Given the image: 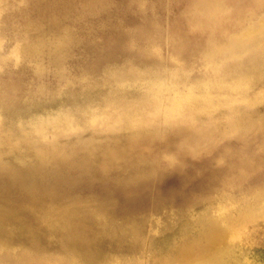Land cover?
Instances as JSON below:
<instances>
[{"label": "rangeland", "instance_id": "rangeland-1", "mask_svg": "<svg viewBox=\"0 0 264 264\" xmlns=\"http://www.w3.org/2000/svg\"><path fill=\"white\" fill-rule=\"evenodd\" d=\"M36 1L38 0H29L27 4L30 5L28 9L35 10L31 17L28 18L30 19L28 21L34 22L38 19H43V22L47 23L48 21L56 20L55 24L60 31L65 30L67 27H72L71 22L73 20L76 21L74 22L76 26L85 27L78 35H73L69 41L59 43L58 48L53 46L52 49L47 51L49 53L45 52L41 59L38 58L39 61L31 59L27 62L32 65L26 63L20 68L13 65L10 68V73L9 69L0 71V76L6 75L5 79L7 76L14 78L8 86L3 87L0 85L1 104L6 105V107H15L32 98L41 97L29 108L20 107L13 110L0 108L3 130H12L16 134H18V131H16L18 126L27 131L33 119L58 115L74 104L86 106L92 112H99V110L104 108L108 100H120L121 98L131 100L140 96L142 92L144 93V89L139 85L128 86L118 90L104 81L123 67H128L127 65L132 62L139 64V61H135V59L138 60V55L135 57L134 55H122L110 59L96 58L98 53L105 54L106 52L108 53L106 56L111 53V50L101 51L94 45L100 42L103 36L109 38L110 29H113L121 20L123 23L120 24L119 30L125 32V28L128 27H133L135 30L143 28L145 25L144 18L146 17V21L150 26L146 28L148 31L145 39H151L153 42L159 43L161 47H168L171 52L184 57L183 60L192 67V77H197L203 76L202 74L205 72L200 61V54L204 52L206 47L214 43L224 42L243 33L253 25L254 21L259 18L262 19L264 16V0H252L250 3L242 0L239 8L233 11L224 10L221 12L222 14L218 15L221 18L226 14L230 15L231 21L229 23H223V25L207 29L199 28L195 24L184 21L185 18L180 10L182 4L170 0L169 2H163L162 12L158 13V15L148 5L146 11L137 12L138 18L132 13L125 16L127 14H124L127 11L126 5L123 6V3H120L118 5L120 7H117V9L124 11V15L122 12H117L108 15L104 19H99L96 17H99L100 14L94 13L91 15L93 18L86 20V22H79V15L74 17L72 14V6H85L90 0H69V5L65 4L62 8L63 10L61 9L63 13L60 12L59 15L52 13L51 8H46L45 5H40ZM190 1L188 0L189 3ZM233 1L237 0H224L226 3ZM120 2H124V0ZM113 22L116 24L114 25ZM92 28L93 32H91ZM97 32H101V35L100 33L98 35L95 34ZM55 38L58 39L57 37ZM180 39L185 41L182 44H186V46L182 44V46L175 45V42ZM36 69L44 73L41 80H36V78L31 76V73ZM258 89L259 86L253 91L257 92ZM50 96L53 97L49 98ZM238 104L240 108L243 107L241 103ZM249 111L256 115L254 116V119H256L257 116L264 114V103L250 108ZM243 112L245 113L246 110ZM81 130L82 132L76 135L59 138L58 147L66 149V152L73 151L71 161L76 165L85 162L87 167L86 169L72 172L67 176L66 181L70 182L69 185H66L64 181L61 182L63 176L58 177L56 181H59L60 185L59 187L54 186L56 188L54 189L56 196L48 197L45 200L37 199L36 204H31L25 201L24 193L18 190L12 189L9 192L4 189L3 191L0 190V216L5 220L2 223L4 226L0 222L1 228L5 229L4 231V229L0 228L2 232H0V243L6 245L10 251L11 249L16 250L11 252H16L15 254H17L22 252L20 250H23V252L25 250V252H28L31 256L34 255L37 259L48 261H53L54 258V261L59 259L60 262L58 264H152L155 259H158L161 255L169 254L170 250L174 249V247L176 248L180 243L178 240H184L187 235L186 239L197 237L198 224L195 227V223L199 222L200 218L205 214L211 217L218 204H221L220 202L225 199L215 196L213 198L214 201L211 203L212 199H202L209 195L213 188L216 189L219 186L215 184L214 186L208 185L205 179L200 177V174L205 170L211 169L208 166V161H211V159L188 156L184 152L186 147L179 146L177 134L171 133L169 138L167 136L165 140L157 141L154 149L155 151L165 152L166 155L175 156V161L169 162L163 155H159V159L157 158L158 163L164 166L160 172L155 174V176L151 175L148 178L129 183L128 181L134 176V173L130 172L132 169L123 167L127 163L125 161L115 163L107 176L98 169L100 163L105 160L103 149L105 147L110 149L113 146L119 150L122 149L124 139L129 135L128 131L107 132L90 128ZM13 138L11 143H9L10 146L6 144L0 145L1 159L13 168H18L21 164L34 165L37 161L29 145L21 143L14 146L15 137ZM111 143L116 145L111 147ZM87 144H92L93 147L88 150L81 148V146ZM261 145L264 146V130L255 131L246 143L233 138L220 146H225L229 151L239 153L242 158L247 159L248 156L250 158L255 156L256 148ZM219 151H215L212 156L219 155ZM260 154H262L260 156L262 160L252 167L254 176L251 182L248 184L243 183L245 189L241 186L240 189L229 192L233 201L223 209L230 211L227 216H232L243 206L242 200L239 199L241 197H247V201L251 205L259 206L264 202V148ZM256 156L258 157V155ZM206 160H208L207 163L205 162ZM258 166L263 169L260 170ZM44 184H47L49 189L54 184V181L50 180ZM210 186L212 187L210 188ZM254 186L256 187L253 188ZM247 193L252 196H247ZM200 199L201 201L205 200V202L201 203ZM39 200L42 201L39 202ZM206 200L208 203H206ZM225 202L227 203L228 201L226 200ZM204 205L209 208H205ZM49 209H52L55 213L47 216ZM92 212L94 213L93 216ZM84 213L93 221L89 217V219L85 218L86 215ZM187 217L190 221L192 220L191 223ZM52 218L54 221L50 220ZM76 218L81 219L76 221ZM94 220L99 222L97 223ZM223 221L221 220V222L217 223L218 227L222 226L219 230L223 232L229 230L233 232L235 230L226 222L222 224ZM54 223L56 225H52ZM5 225H7V229ZM15 225L17 229H15ZM8 226H10L9 230ZM58 226L60 227L59 229L57 228ZM62 227L63 230L61 231ZM192 227L194 228L192 229ZM252 231H256L254 238L238 243L234 250L233 261L230 264H264V217L257 220ZM180 232H183L182 235ZM246 242H249L248 244L251 243L250 247H248ZM83 244L84 246H81ZM202 251H195L191 256H188V259L191 257V261L202 260L204 257ZM3 262L4 259H1L0 264H6V261Z\"/></svg>", "mask_w": 264, "mask_h": 264}, {"label": "bare ground", "instance_id": "bare-ground-1", "mask_svg": "<svg viewBox=\"0 0 264 264\" xmlns=\"http://www.w3.org/2000/svg\"><path fill=\"white\" fill-rule=\"evenodd\" d=\"M68 1L38 0L36 2L40 3V5H45L46 8H51L52 13L59 15L63 6L69 3ZM120 1L90 0L85 6H72V14L74 17L79 15V22H86V20L93 18L91 15L94 13L100 14L96 18L104 19L108 15L117 12H122L123 14L124 11L117 9V7H120L118 5L123 3V6L126 5L125 8L127 10L124 12V14L127 13L125 16L132 13L138 18L137 12L146 11L148 5L158 15V13L162 12L163 2H169L170 0ZM174 1L182 4L180 10L185 22L206 29L229 23L231 21L230 15L226 14L223 18L218 15L222 14L221 12L224 10L233 11L239 8L240 2H242V0L230 3H226L224 0H191L190 3L188 0ZM244 1L250 3L252 0ZM28 2L29 0H0V71L9 69L10 73V68L13 65L20 68L31 59H41L45 52L52 49L53 46L56 48L59 43L69 41L73 35H78L85 27L76 26V23H74L76 21L73 20L71 22L72 27H67L65 30L60 31L55 24L56 20L45 23L43 19H38L30 22L28 18L31 17L35 10L28 9L30 6L27 5ZM150 15L153 16L152 13ZM146 20L145 17V25L143 28H139L140 30L128 27L125 28V32L119 30L120 24L123 23L122 20L117 25L113 22L115 26L110 29L109 38L103 36L101 41L94 45L101 51L111 50L108 56H106L108 54L106 52L105 54L98 53L96 56L98 59H110L122 55H134L135 57L138 55V60L135 59V61H139V64L132 62L127 65L128 67L125 66L117 71L116 74L108 75L109 77L104 81L118 90L128 86L139 85L144 89V93L142 92L140 96L131 100L123 98L120 100H108L104 108L99 110V112H92L86 106L74 104L58 115L33 119L27 131L18 126L16 130L18 134L13 133L12 130H3V122L0 118V145L6 144L10 146L9 143L15 137L13 145L16 146L21 143L29 145L37 161L34 165L21 164V166H17L18 168H13L0 157V190L3 191L4 189L6 192L12 189L18 190L24 193L25 201L31 204H36L37 199L45 200L48 197L56 196L54 191L56 188L54 186L59 187L60 185L59 181H56L58 177L63 176L61 182L64 181L66 185H69L70 182L66 181V177L72 172L86 169L87 167L85 162L76 165L71 161L73 151L66 152V149L58 147L59 138L76 135L82 132L81 129L90 128L107 132L128 131L129 135L124 139L122 149L119 150L114 147L115 143H111L113 148L105 147L103 149L105 160L100 163L98 169L107 176L115 163L125 161L127 163L123 167L132 169L130 172L134 173V176L129 179V183L148 178L151 175L155 176V174L160 172L164 166L158 163L159 155H163L169 162L175 161V156H169L165 152L155 151L154 149L157 141H163L167 136L169 138L171 133L177 134L179 146L186 147L184 152L188 156L211 159V161H205L206 163L208 161V166L211 169L205 170L200 174V177L205 179L208 185L214 186L215 184L219 186L216 189L213 188L210 194L202 199H212L211 203L214 201L213 198L215 196H219L218 198H225L224 201L227 200L228 202H220L221 204H218L211 217L206 214L204 216L201 215L200 221L195 223V227L198 224L197 237L186 239L187 235L184 240H182L183 238L181 239L182 241L176 237L180 242L177 247H174L165 256L161 255L162 257H159L158 255L159 258L157 257L158 259H155L152 264H230L233 261L234 250L238 243L254 238L256 231H252L253 227L259 218L264 217V202L259 206L251 205L247 201V197L239 198L242 200L243 206L232 216H227L230 211L223 210L226 205L229 206L233 201L230 191L240 189L241 186L243 187V183L248 184L251 182L254 176L252 167L257 162H261L262 158L260 156L262 154L260 153L264 146L261 145L262 147L256 148L255 156L251 158L248 156L247 159L242 158L239 153L229 151L225 146H220L233 138L246 143L255 131L264 130V114L254 119L256 115L249 111L250 108L264 103V16L262 19L259 18L254 21L253 25L243 33L224 42L214 43L206 47L204 52L200 54V61L205 72L202 74L203 76L197 77H192V67L183 60L184 57L171 52L168 47H161L159 43L153 42L151 39H145L148 31L146 28L150 26ZM92 30L93 28L91 32L94 31ZM99 33L101 35V32ZM99 33L95 34L98 35ZM182 42L185 41L180 39L175 42V45L179 46ZM182 45L186 46V44ZM94 50L96 51L95 48ZM27 64L30 65L31 63ZM199 70L197 71L199 72ZM43 75V71L38 69L31 73L32 78L34 77L36 80H41ZM5 77L6 75L0 76V85L3 87L8 86L14 80L10 76H7L6 79ZM258 86L259 89L254 92L253 90L258 88ZM39 99L41 97L32 98L15 107H6V105L0 103V108L5 110H13L20 107L29 108ZM238 103H241L243 107L240 108ZM244 110H246L245 113L243 112ZM90 147H93L92 144L81 146L82 149L87 150ZM215 151L220 153L218 152L219 155L213 157L212 154ZM259 168L260 170L263 169L262 167ZM50 180H53L54 184L48 189V185L44 183ZM244 189L243 191H245ZM42 200H39V202ZM199 201L201 203L205 202V200L201 201V199ZM206 203H208L207 200ZM205 205V208H209ZM53 213L55 212L49 209L46 215H53ZM93 214L92 212V216ZM86 217L88 218L89 216L86 215ZM79 219L76 218V221ZM50 220L54 221L53 218ZM91 220L93 221V219ZM221 220H224L222 224L226 222L235 230L233 232L230 230L225 232L219 230L222 226L218 227L217 223L221 222ZM4 221L0 216L1 225H3ZM64 221L66 220L64 219ZM94 221L97 222V220ZM55 223L52 225H56ZM71 224L73 226V222ZM95 225L94 223V227ZM59 226L61 225L59 224ZM59 226L57 227L58 229L60 228ZM9 227L8 230L10 229ZM60 230L62 231L63 227ZM182 233L180 232L181 235ZM177 240L174 241L176 242ZM248 243L246 242V244ZM250 244H248V247H250ZM81 246H84V244ZM197 250H203V259L193 261H191V257L188 259V256H191ZM11 251L6 245L0 243V260L4 259L6 264H58L60 262L59 259L54 261L55 258L53 261L37 259L34 255H29L25 250L24 252L20 250L23 253L18 252L17 254Z\"/></svg>", "mask_w": 264, "mask_h": 264}]
</instances>
